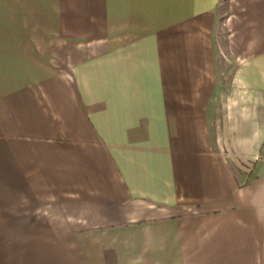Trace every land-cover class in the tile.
Instances as JSON below:
<instances>
[{
  "label": "crops",
  "instance_id": "obj_1",
  "mask_svg": "<svg viewBox=\"0 0 264 264\" xmlns=\"http://www.w3.org/2000/svg\"><path fill=\"white\" fill-rule=\"evenodd\" d=\"M0 264H264V0H0Z\"/></svg>",
  "mask_w": 264,
  "mask_h": 264
}]
</instances>
